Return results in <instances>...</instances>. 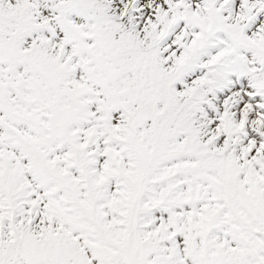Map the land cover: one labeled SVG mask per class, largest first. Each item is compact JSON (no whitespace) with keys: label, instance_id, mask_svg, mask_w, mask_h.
Returning a JSON list of instances; mask_svg holds the SVG:
<instances>
[{"label":"snow or ice","instance_id":"1","mask_svg":"<svg viewBox=\"0 0 264 264\" xmlns=\"http://www.w3.org/2000/svg\"><path fill=\"white\" fill-rule=\"evenodd\" d=\"M0 264H264V0H0Z\"/></svg>","mask_w":264,"mask_h":264}]
</instances>
